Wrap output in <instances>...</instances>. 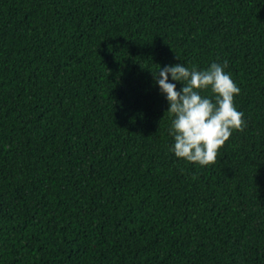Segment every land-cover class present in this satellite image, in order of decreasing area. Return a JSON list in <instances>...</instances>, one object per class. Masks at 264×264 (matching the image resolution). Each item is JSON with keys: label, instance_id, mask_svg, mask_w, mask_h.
<instances>
[{"label": "trees", "instance_id": "16d2710c", "mask_svg": "<svg viewBox=\"0 0 264 264\" xmlns=\"http://www.w3.org/2000/svg\"><path fill=\"white\" fill-rule=\"evenodd\" d=\"M225 61L247 125L177 158L154 75ZM0 264H264V0H0Z\"/></svg>", "mask_w": 264, "mask_h": 264}, {"label": "clouds", "instance_id": "9594fccd", "mask_svg": "<svg viewBox=\"0 0 264 264\" xmlns=\"http://www.w3.org/2000/svg\"><path fill=\"white\" fill-rule=\"evenodd\" d=\"M223 65L213 62L210 67L198 70L182 63L159 68L154 75L162 94L169 103L166 113L173 117L169 134L174 138L171 149L175 156L201 166L214 164L219 150L232 136L247 125L244 114L234 106V97L240 88L225 71ZM173 81L182 83L177 90ZM211 89L213 98L200 92Z\"/></svg>", "mask_w": 264, "mask_h": 264}]
</instances>
